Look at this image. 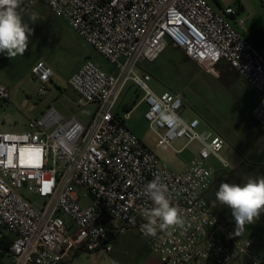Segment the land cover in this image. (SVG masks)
<instances>
[{
    "label": "built area",
    "instance_id": "1",
    "mask_svg": "<svg viewBox=\"0 0 264 264\" xmlns=\"http://www.w3.org/2000/svg\"><path fill=\"white\" fill-rule=\"evenodd\" d=\"M27 9L47 6L88 46L114 67L105 72L85 61L67 82L77 105H94L88 123L65 118L52 106L30 119L21 133L0 132V264H78V254L111 253L116 237L134 232L162 264H264L253 243L214 213L205 194L212 185L223 139L181 117L182 98L155 93L139 66L151 63L167 45L182 51L204 72L218 77L226 62L259 94L250 115L264 129V56L236 27L244 21L230 7L216 11L205 0H22ZM31 74L37 99L46 95L52 70L36 63ZM130 84L145 104L144 119L155 148L184 140L200 147L180 172L162 163L124 124L117 102ZM0 83V105H8ZM166 113L178 117L168 121ZM159 176L171 202L183 210L184 228L171 235L145 236L144 195ZM193 217L195 219H193Z\"/></svg>",
    "mask_w": 264,
    "mask_h": 264
},
{
    "label": "rangeland",
    "instance_id": "2",
    "mask_svg": "<svg viewBox=\"0 0 264 264\" xmlns=\"http://www.w3.org/2000/svg\"><path fill=\"white\" fill-rule=\"evenodd\" d=\"M205 1L216 11L227 7L237 11L238 18L244 21L238 29L239 33L264 56V0ZM39 13L41 23L32 28L29 26L32 34L29 36L25 54L11 59L0 54V83L7 87L10 97L8 105H0V132L3 133L26 131L29 119L38 113L40 106L41 113L52 106L65 118L74 116L80 122L88 123L95 106L90 104L79 107L78 97L68 87L67 80L85 58H90L105 72L114 70V67L86 45L62 18L55 17L46 7H41ZM171 53V49H166L164 55ZM39 57L50 65L54 74L46 95L40 100L37 99L38 83L29 74L30 64ZM169 59L170 67L165 72L158 71L156 67H163L164 60L167 62ZM146 67L153 73L149 85L154 92L161 93L168 85L180 91L184 101L182 117L185 120L199 119L200 129H205L207 125L225 129L227 140L220 156L227 161L228 167L222 169L216 160H210L213 171L224 170L212 188L210 201L214 213L236 231L231 210L218 203L215 193L221 183L241 184L250 177L264 176V130L243 119L220 83L193 63L186 62L183 58H159L155 63H147ZM140 98L141 94L128 84L118 99L115 111L122 116L126 112L125 109L133 107ZM145 111V104H138L125 121L126 127L147 148L154 151L162 163L174 171H181L185 164L196 156L200 146L192 143L179 153L167 147L156 149V137L144 119ZM244 131L248 132L245 134ZM184 144V140H176L172 146L179 150ZM237 234L251 241L255 251L264 258V213L254 223L246 224L244 230ZM143 246V241L134 232H127L116 239L112 253L78 255L74 263L89 264L97 257L100 264L109 260L111 262L113 259L118 263L126 257L132 258V254L140 248L143 249Z\"/></svg>",
    "mask_w": 264,
    "mask_h": 264
},
{
    "label": "clouds",
    "instance_id": "3",
    "mask_svg": "<svg viewBox=\"0 0 264 264\" xmlns=\"http://www.w3.org/2000/svg\"><path fill=\"white\" fill-rule=\"evenodd\" d=\"M21 4L22 0H0V54L10 59L25 54L32 34L18 11ZM32 19H36L35 14ZM166 119L178 121L173 113H166ZM167 193V185L159 176L146 185L144 195L152 202V207L144 212L147 222L141 226V231L145 236L156 237L158 231L171 235V230L184 228L187 221L183 210L172 204ZM215 196L220 205L231 210L235 232L240 233L246 224L254 223L264 213V176L250 177L241 184L221 183Z\"/></svg>",
    "mask_w": 264,
    "mask_h": 264
},
{
    "label": "crops",
    "instance_id": "4",
    "mask_svg": "<svg viewBox=\"0 0 264 264\" xmlns=\"http://www.w3.org/2000/svg\"><path fill=\"white\" fill-rule=\"evenodd\" d=\"M41 7H46V9H48L55 17L61 18L58 15H56L55 13H53L47 6H45L43 4H37L34 8L27 9L25 7V5L23 4V2H22L21 6H20V9H18V11H20V13H21L23 22L26 23V24H29V26H31V28L34 27V25L36 26V24L39 25L41 23V14L39 13V10L41 9ZM33 14H35V16H36L35 20L32 19ZM238 29H239V27L237 28V30ZM238 32H239V30H238ZM166 49H171L172 53L167 55V56H165L164 52L166 51ZM174 49L170 45H167L166 48L164 49V51L157 57V59L155 61L151 62V63H155L159 58H183L184 61L193 63L196 67L200 68L197 64L192 62L182 51H179V50L176 51L177 49H175V50ZM87 60H91V59L90 58H85L84 61L81 63V65ZM38 62L44 63L47 67H49L51 69L50 65L46 61L42 60L41 57L37 58L36 61L32 62L30 64V67H29V74H30V77L33 80H34V78H33L32 74H31V69ZM170 65H171L170 59L167 62H165V60H164L163 65H162L163 67H159V68L156 67V68H157L158 71L165 72L170 67ZM80 66L78 67V69L80 68ZM78 69H76L72 74H74ZM215 69L218 72V77H213L212 76V78L215 81H218L220 83L221 88L223 89V91L234 102L235 107L238 109L237 111H239V113L241 114V117L243 119H245V120H248L250 123H255L260 129H262L253 120V118L250 115L252 107L257 103V101L259 99V94L254 90V88L252 86L247 84L233 69H231L226 62L220 61L215 66ZM139 70L146 71L150 75L151 80L153 79V73L146 67V64H143V65L139 66ZM200 70H202V69L200 68ZM52 72H53V70H52ZM109 72H112V71H109ZM53 76H54V74H53ZM53 76H52V78H53ZM52 78H51V80H52ZM164 91H170V92H173V93H177V94H179L181 96L180 91H178L174 87H171L170 85L166 86ZM164 91H162V92H164ZM157 94H159V93H157ZM182 102H183V109H184V101L182 100ZM140 103L141 102H140V99H139L138 103H136L129 112L131 113V111ZM141 104H143V103H141ZM183 109H182V112H183ZM125 111H127V108L125 109ZM182 112H181V117H182ZM41 114H43V113H41V106H40L38 113L34 117H32L30 119L37 118ZM183 120H185V119L183 118ZM185 121H187V120H185ZM124 124H125V121H124ZM200 126H201V122H200ZM242 127H245V125H242ZM203 130L211 131V132L217 134L218 136H220L223 139L224 145H225L226 140H227L226 137H225L226 136L225 129H218L217 127H212V126H208L207 125V127L205 129H203ZM262 130H264V129H262ZM247 132L248 131H244L243 133L246 134ZM180 141H182V140H180ZM183 146L179 150H182ZM188 163L189 162H187V164H185L184 168L188 165ZM222 172H224V170H220V171H217V172L213 171V174H212V185H211L210 189L205 194L206 200L209 203V205L211 206V208H212V203H211L210 200H211V197H212L211 196L212 188L214 187L215 183L219 180L220 175L222 174ZM118 237H120V236H118ZM118 237H116L114 239L113 247H114V244H115L116 239ZM143 245H144V243H143ZM112 252H113V250H112ZM97 253L98 252L91 253V254H97ZM91 254H85V255L87 256V255H91ZM78 255H84V254H78ZM132 255H133L132 258L131 257L130 258L126 257L125 260H122V262L119 261L117 263V261L115 259H113V260H111V262H110V260H109V262H104V264H162L155 256H153L150 253V251L148 250V248H146L145 245L143 246V249H141V248L138 249L136 251V253H133ZM129 256H131V255H129ZM98 259L99 258L97 257L95 261H93L92 263H89V264H100V261H97ZM78 264H82V263H78Z\"/></svg>",
    "mask_w": 264,
    "mask_h": 264
},
{
    "label": "trees",
    "instance_id": "5",
    "mask_svg": "<svg viewBox=\"0 0 264 264\" xmlns=\"http://www.w3.org/2000/svg\"><path fill=\"white\" fill-rule=\"evenodd\" d=\"M132 109V107L131 108H129V109H127V111H130Z\"/></svg>",
    "mask_w": 264,
    "mask_h": 264
}]
</instances>
